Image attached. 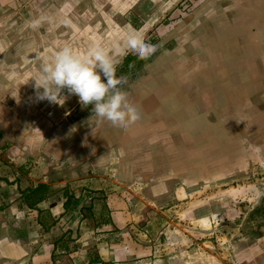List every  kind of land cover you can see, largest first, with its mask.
<instances>
[{
	"label": "rangeland",
	"instance_id": "1",
	"mask_svg": "<svg viewBox=\"0 0 264 264\" xmlns=\"http://www.w3.org/2000/svg\"><path fill=\"white\" fill-rule=\"evenodd\" d=\"M156 5L2 0L11 66L7 81L0 78V126L4 119L30 126L31 136L45 141L21 150L26 175H49L54 183L77 171L111 180L113 189L92 200L103 215L86 216L114 241L113 264H264V197L256 202L252 191L264 190V0H177L151 19ZM145 17L142 35L157 50L126 77L124 89L141 115L129 132L92 114L75 95L62 106L36 99L30 76L41 66L34 68V60L42 64L66 44L81 53L94 40L115 48L128 33L117 21L135 25V18L141 30ZM172 93L183 95L181 108L190 113L163 108L161 96ZM6 134L0 129V171L10 163L4 149L26 131L12 130L11 141ZM112 216L117 225L104 229ZM16 235L0 227V256H7L0 264H28L27 254L13 257L22 241H2ZM18 235L30 244L35 236L25 228ZM92 255L86 264H110Z\"/></svg>",
	"mask_w": 264,
	"mask_h": 264
},
{
	"label": "crops",
	"instance_id": "2",
	"mask_svg": "<svg viewBox=\"0 0 264 264\" xmlns=\"http://www.w3.org/2000/svg\"><path fill=\"white\" fill-rule=\"evenodd\" d=\"M116 1L123 5V9L125 7H127L126 9H133L134 4L139 0ZM150 1L159 6L158 11H155V8L150 9L152 11L149 14L152 19L154 17H163L165 12L169 11L177 0H166L165 2L163 0ZM136 15L142 17L138 12H136ZM147 18H144L146 20L145 25L142 27L144 30L138 29L139 21L135 18H133L135 25L131 24V21H125L123 24L117 21L118 29L128 33L137 31L144 34L149 23L147 22ZM9 30L5 18L0 17V78L7 76L3 80L4 82L8 79V69L11 66L9 58L10 44L8 41ZM120 44L122 45L123 42H120ZM115 52L119 53V49L112 48L111 53L114 54ZM116 58L120 59V56ZM15 66H19L18 62ZM40 66V60H34L33 67ZM19 76L20 74L17 77ZM8 86L9 82L6 83V87ZM161 97L164 101V106H162L168 109L167 112L169 114L178 115L181 110L184 112L188 111V109H186L187 111L183 110L180 105V99L181 101H185L183 95L180 98L178 94L172 93ZM145 105L151 108L153 103L151 100L148 102L145 100ZM157 105H153V107L156 109L158 108ZM187 113H190V110ZM178 126H181V124H178ZM37 127L39 130L51 131L55 128V126ZM63 127L66 128L68 126ZM98 128L99 131H102V128L110 129V127L104 126ZM129 128L128 132L133 127L130 126ZM0 129L6 131V137L9 141L12 139V130L26 131V136L23 138L16 137V142L13 143L11 141L10 145L4 149L8 157L6 159L10 160L5 161L10 163L5 169H1L0 171V227L12 228L17 237L20 236L18 234L23 235L24 228L27 229L29 234L32 231L35 234L31 241L32 244H30V241L24 242L25 238L4 237L2 241L11 242L16 246H19L22 241L21 247L15 248L14 252L16 254H13V257L17 259L27 254L29 255L28 264H86L88 258L91 259L93 257L92 254H96L100 260L113 264L114 254L111 249L115 248L114 241L111 243V240L103 238L102 234H100L101 229H97L98 227H95L86 216V214L91 212L95 217L103 215L102 208L98 204H94L92 200L94 195H107L113 189L108 188L111 180L107 179L103 173L86 176L82 173L79 174L77 171L69 174L66 180L55 181L54 183H51L53 178L51 179L49 175L42 176L41 173L26 175L24 173V166H20L22 163L21 150L28 151L29 148L41 147L45 141L35 138L33 135L31 136L29 132L30 126H11L5 119L1 122ZM103 131L105 132V130ZM40 183L49 185V195L32 208L25 206L20 200V191L27 187H35ZM51 185L61 186L52 187ZM88 193L90 196L87 195ZM106 205V207L114 210L110 204L106 203ZM45 217L50 220L47 225L45 224ZM117 221L116 216H112L107 227L102 226L104 229H111L109 226L116 224ZM117 255L120 256L121 252H117ZM0 257H7L5 251H2ZM61 260L66 261L58 263ZM92 264L100 263L93 262Z\"/></svg>",
	"mask_w": 264,
	"mask_h": 264
},
{
	"label": "clouds",
	"instance_id": "3",
	"mask_svg": "<svg viewBox=\"0 0 264 264\" xmlns=\"http://www.w3.org/2000/svg\"><path fill=\"white\" fill-rule=\"evenodd\" d=\"M39 24L37 20L30 26L37 28ZM114 47L119 49L120 59L99 40H94L82 53L66 44L51 59L44 58L39 72L30 76L34 80L36 99L62 106L69 96L75 95L83 107L91 105L92 114L101 120L122 128L135 124L141 115L129 101L124 89L127 78L117 75V67L129 54L147 60L157 49L146 43L145 37L137 31L128 33L123 44L117 42ZM252 191L256 202L264 197V190L253 186Z\"/></svg>",
	"mask_w": 264,
	"mask_h": 264
},
{
	"label": "trees",
	"instance_id": "4",
	"mask_svg": "<svg viewBox=\"0 0 264 264\" xmlns=\"http://www.w3.org/2000/svg\"><path fill=\"white\" fill-rule=\"evenodd\" d=\"M141 60L138 62L135 57L127 55L122 58V62L117 67V72L119 75L125 77L131 76V74L140 67ZM50 193V188L46 184H37L35 187H27L20 191V200L25 206L32 208L38 202L45 199Z\"/></svg>",
	"mask_w": 264,
	"mask_h": 264
}]
</instances>
